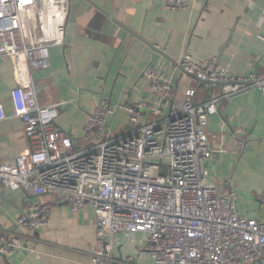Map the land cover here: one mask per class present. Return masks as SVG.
<instances>
[{"label": "built area", "instance_id": "obj_1", "mask_svg": "<svg viewBox=\"0 0 264 264\" xmlns=\"http://www.w3.org/2000/svg\"><path fill=\"white\" fill-rule=\"evenodd\" d=\"M188 1L165 0V7L181 10ZM68 13V0H0V58L13 62L16 77L11 110L31 143L13 163L0 165V188L39 199L24 204L15 220L19 232L0 236V260L23 247L25 233L50 226L55 208L68 205L73 214L94 212L91 264H112L120 235L141 236L153 264H257L264 257V223L242 215L238 194L211 181L207 164L222 150L210 148L207 125L232 97L252 88L264 96V78L187 54L178 64L183 77L220 84L223 91L198 103L190 88L178 108L172 79L151 64L144 76L155 100H102L76 138L58 127L64 103L42 104L33 75L51 68L53 46L65 45ZM118 109L129 114L128 135L107 125ZM7 118L0 104V121Z\"/></svg>", "mask_w": 264, "mask_h": 264}, {"label": "crops", "instance_id": "obj_2", "mask_svg": "<svg viewBox=\"0 0 264 264\" xmlns=\"http://www.w3.org/2000/svg\"><path fill=\"white\" fill-rule=\"evenodd\" d=\"M68 11L65 45L53 46L51 68L33 75L42 104L64 103L58 127L76 138L102 100L111 105L155 100L144 76L151 64L160 65L172 79L178 108L190 88L196 90L198 103L223 91L221 85L201 87L195 79L183 77L178 64L187 54L199 62L216 59L219 66L238 74L264 78V0H189L181 10L166 9L165 0H68ZM15 86L13 62L0 58V104L8 114L0 121V165L13 163L31 149L23 122L12 114ZM107 125L118 134L128 135L132 129L122 109L107 119ZM207 132L210 148L222 150L207 164L211 181L238 194L236 207L242 215L264 222L261 91L252 88L225 101L209 117ZM38 200L23 190L0 188V236L19 232L15 220L24 204ZM22 242L23 247L0 264H91L97 243L94 212L73 214L68 205L58 206L50 226L25 233ZM142 242L141 236L116 237L112 264H153ZM257 264H264V257Z\"/></svg>", "mask_w": 264, "mask_h": 264}, {"label": "water", "instance_id": "obj_3", "mask_svg": "<svg viewBox=\"0 0 264 264\" xmlns=\"http://www.w3.org/2000/svg\"><path fill=\"white\" fill-rule=\"evenodd\" d=\"M156 52H158L159 54L165 56V54H164L161 50H159V49H157V48H156ZM189 77L195 79V80L200 84L201 87H203V86H207V85H213V84H211V83H209V82H204V81L200 80L199 78H197V77H195V76H189ZM217 85H220V84H217ZM2 190H3V189H2ZM2 192H3V191H2ZM261 204H262V208H263L262 212L264 213V201H262ZM259 262H260V260H259Z\"/></svg>", "mask_w": 264, "mask_h": 264}, {"label": "bare ground", "instance_id": "obj_4", "mask_svg": "<svg viewBox=\"0 0 264 264\" xmlns=\"http://www.w3.org/2000/svg\"><path fill=\"white\" fill-rule=\"evenodd\" d=\"M187 76H190V75H187ZM262 93V92H261ZM263 95V94H262ZM262 223H264V222H262Z\"/></svg>", "mask_w": 264, "mask_h": 264}]
</instances>
